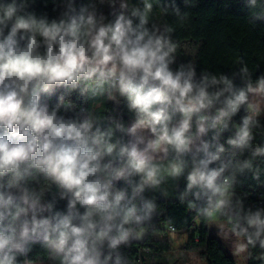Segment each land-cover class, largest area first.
Here are the masks:
<instances>
[{"label": "clouds", "instance_id": "1", "mask_svg": "<svg viewBox=\"0 0 264 264\" xmlns=\"http://www.w3.org/2000/svg\"><path fill=\"white\" fill-rule=\"evenodd\" d=\"M49 2L55 18L33 10L35 0H0V264H34L37 245L53 264H129L125 250L161 215L145 193L166 195L169 180L198 223L224 221L233 256L258 248L264 264V207L246 206L240 179L264 185V72L253 79L243 58L231 75L177 63L173 29L152 19L158 4L185 20L174 0ZM243 3L251 23L264 20V0ZM74 92L123 104L133 118L78 106ZM166 234L177 241L171 221Z\"/></svg>", "mask_w": 264, "mask_h": 264}, {"label": "trees", "instance_id": "2", "mask_svg": "<svg viewBox=\"0 0 264 264\" xmlns=\"http://www.w3.org/2000/svg\"><path fill=\"white\" fill-rule=\"evenodd\" d=\"M77 4L87 3V0H76ZM172 0H164V4L171 3ZM182 12L187 14L186 19L181 21L169 12L167 15L162 12L163 24H167L173 29L172 39L179 44L177 50V63L192 60L197 64V73L206 69L217 75L222 72L231 75L239 65L238 61L243 58L249 70L253 73V79L264 72V20H257L254 24L250 22V9L245 7L243 0H189L190 6H186L184 0H174ZM54 6L49 2L45 7V0H35L33 10L38 14L46 12L49 18L58 16L59 9L53 10ZM103 11L107 15L110 9L105 6ZM109 19H112L109 16ZM162 24V25H163ZM175 67V65L173 66ZM239 84V80L236 81ZM57 90L51 97H48L50 106H54L57 98L62 92ZM71 99L85 109L103 115L109 110L115 109V114L122 117L125 123L133 118V114L128 112L121 104L116 108L111 102L89 101L73 93ZM79 111L66 113L67 116H74ZM63 112V110H62ZM243 110L234 117L239 122L243 115ZM264 121V117L261 118ZM231 133H225L221 142L227 139ZM257 142L264 144V137L257 136ZM247 153L240 158H246ZM264 167V164L261 165ZM245 181L244 190L250 195L246 198V206L253 209L257 206L264 207V204H253L256 200L255 192L264 190V185H257L251 176L241 177ZM264 179V177H262ZM179 188L182 190L185 181L181 179ZM119 187H123V182H119ZM167 194L160 195L157 203L161 215L157 221L156 230L151 233L142 243L134 244L130 250H125L129 259V264H157L155 258L167 255L172 250L166 230L171 221L178 231L188 232V248H197L200 255L207 264H236L231 256L225 251L218 237L211 233L210 226L197 222L196 213L187 205L181 204L177 200L176 185L167 184ZM56 195L55 189L46 199H52ZM66 201H58L57 208L63 210ZM194 250V249H192ZM252 258L247 259V264H259L256 256L259 249H252ZM34 264H53L47 254L39 247L34 246L32 253Z\"/></svg>", "mask_w": 264, "mask_h": 264}, {"label": "rangeland", "instance_id": "3", "mask_svg": "<svg viewBox=\"0 0 264 264\" xmlns=\"http://www.w3.org/2000/svg\"><path fill=\"white\" fill-rule=\"evenodd\" d=\"M164 3V0H161ZM130 4L141 5V0H130ZM152 19L160 24H163L162 19V9L158 4H154V9L152 13ZM175 184L174 181L169 180L167 183L162 185V189L166 192L167 184ZM167 194V192H166ZM145 196H155L158 198L160 193H153L147 191ZM223 225L224 228H227V225L224 221H217L215 226H210V231L212 234L218 237L221 245L225 251L231 256V258L236 262V264H247V259L245 255L233 256L232 255V244L230 241H224L220 238V226ZM177 241L171 242L172 250L167 255L158 256L155 258L157 264H207L206 260L201 257L199 250L197 248H188V232L187 231H178ZM194 249V250H192Z\"/></svg>", "mask_w": 264, "mask_h": 264}, {"label": "built area", "instance_id": "4", "mask_svg": "<svg viewBox=\"0 0 264 264\" xmlns=\"http://www.w3.org/2000/svg\"><path fill=\"white\" fill-rule=\"evenodd\" d=\"M256 200L253 201V204L255 205L256 203H259L260 205L264 204V190H258L255 193ZM256 202V203H255Z\"/></svg>", "mask_w": 264, "mask_h": 264}]
</instances>
